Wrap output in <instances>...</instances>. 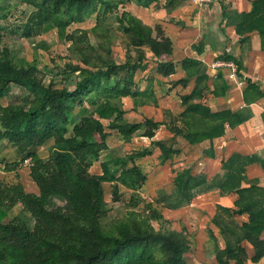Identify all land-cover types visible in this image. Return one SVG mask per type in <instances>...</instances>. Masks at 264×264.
<instances>
[{"label":"trees","instance_id":"16d2710c","mask_svg":"<svg viewBox=\"0 0 264 264\" xmlns=\"http://www.w3.org/2000/svg\"><path fill=\"white\" fill-rule=\"evenodd\" d=\"M19 1L34 7L24 25L27 31L34 26L55 28L58 38L69 42L67 52L73 54L65 55L62 66L53 62L52 69L40 67L36 58L16 59L7 47L0 48V98L7 95L11 85L20 91L5 104L0 103V141L7 140L20 156L5 163L2 170H16L30 159L28 176L37 188L27 191L23 181L0 177V264H189L184 257L192 250L187 237L181 231L153 225L152 221L168 223L159 209L145 203L140 212L129 209L121 217H111L103 183L112 184V198L118 201L121 187L133 190L136 183L146 179L137 159L157 147L160 162L169 160L176 152L173 137L154 140L162 124L173 136L182 135L189 144H197L221 136L225 124L232 128L244 122L243 111H212L201 102L207 89L215 97L224 96L227 85L217 74L210 89L205 65L186 57L180 62L184 76L173 82L185 87L194 78L190 92L180 95L183 110L169 124L151 117L138 123L127 122L122 119L124 97H131L134 108L154 97L150 89L138 91L134 85L135 71L144 66V49L155 58L158 73L168 76L175 72L171 60H162L172 54V43L160 26L150 27L129 11H119L127 3L147 7L153 0ZM98 12L114 15L120 38H127L123 62L113 57L108 27L99 24L90 30H66L72 23L98 16ZM232 15L240 42L257 32L264 51V0H252L249 12ZM222 57L234 60L237 75L241 76V62L226 54ZM46 76L50 77L48 84ZM52 76H60L64 85L57 87ZM68 81L72 82L70 87L65 86ZM247 82L243 100L249 106L264 97V92L250 80ZM106 129L116 130L124 141L144 136L151 140L150 147L120 156L108 154L100 163L101 173H92L90 167L109 149L106 140L110 133ZM50 139L48 154L42 157L35 148ZM254 160V156L233 153L222 162L223 173L210 179L183 168L172 178V191H162L157 197L162 207L175 209L209 190H218L220 195L236 193L234 208L216 205L211 218L224 246L221 248L208 230L215 258L210 264H244V241L253 248L252 261L264 256V188L256 184L242 186L246 165ZM139 200L133 191L127 206H135ZM17 206L20 214L9 217ZM242 214H247L248 220L240 223L235 217ZM28 218L32 225L27 223Z\"/></svg>","mask_w":264,"mask_h":264},{"label":"crops","instance_id":"0c3cea01","mask_svg":"<svg viewBox=\"0 0 264 264\" xmlns=\"http://www.w3.org/2000/svg\"><path fill=\"white\" fill-rule=\"evenodd\" d=\"M166 1L153 0L147 7L135 3H127L119 9V11H129L145 25L150 27L160 26L164 35L169 37L172 43V54L162 57V60H171L175 65V72L165 76L156 71L158 77H156L157 81H155L157 87L162 91V119H156L153 115V113H156L153 112L156 109L155 104L160 102V99L157 98L159 97L156 93L157 87L155 85L147 86L149 81L146 80H141L137 85V81L134 80L135 88L138 91L150 89L156 98H152V101L148 103L138 105L140 108L143 107L142 110L148 112L143 116V119L144 117H151L155 121L169 124V120L176 117L183 110L180 95L189 93L194 86V78L185 87H182L181 84L173 85L174 81L184 76L180 62L186 57L201 61L206 67L208 76L206 84L210 89L213 81L218 79L217 74L221 76L222 81L227 85L224 96L215 97L207 89L203 93L201 102L208 105L212 111H243L246 118L244 122L232 128L225 124V130L221 136L212 140H204L197 144H189L182 135L173 136L165 124L160 125L158 129L161 130L162 128V140L174 137V142L176 141L172 146L176 152L172 156L178 158L180 166L174 169V174L183 168H190L192 173H201L207 179H210L216 174L221 175L223 173L222 162L233 153H237L243 156L256 157V160L246 165L245 179L242 182V186L247 187L250 184H256L264 188V97L259 98L249 104V106L243 100V90L248 84L247 80L255 83L264 92V51L260 49V37L257 32L248 34V40L240 42V38L235 33L234 25L230 19L234 17L232 15L234 13L249 12L252 0H214L212 3L202 6L194 5L189 0H169V4H166ZM226 14H229V16H226ZM224 54L241 62V69L239 70L241 76L237 75V65L234 60L224 59L222 57ZM218 61L232 62L235 65V76L229 77L227 68L214 66ZM148 62L149 60L144 58V66L139 68L140 74L144 72L149 74L151 65ZM154 69L156 70V67ZM152 75L154 76L153 73ZM136 76L137 74H134V79ZM159 85L162 87H159ZM128 97L130 96L124 98ZM169 97L179 101L177 113H172V107L164 104V101L168 100ZM123 108L125 110L124 119L127 122L138 123L143 121V119L138 120L135 118L137 113L133 109L132 99L131 108L133 110L126 112L124 105ZM148 140L150 144L151 140ZM148 155H151V153ZM138 160H136V163L142 171ZM99 173L101 171L95 172V174ZM236 199V193L220 195L218 190H209L197 194L189 204L175 208L174 211H176L175 214L177 215L174 216L178 219V223L181 226H183V222L192 225L191 230L196 231L194 233L190 231V233L196 234V239L200 237L201 232H206L209 229L213 232L217 238L218 245L222 248L224 246L223 241L219 235L218 228L211 222V218L215 213L216 205L234 208ZM235 219L240 223L246 222L248 215H237ZM261 237L264 239V232H262ZM243 245L247 252V259L244 264H264V256L257 262L252 261L251 257L254 254L252 246L246 241L243 242ZM211 255L207 264L215 262L213 253ZM229 264H234V262L230 261Z\"/></svg>","mask_w":264,"mask_h":264},{"label":"rangeland","instance_id":"374dc122","mask_svg":"<svg viewBox=\"0 0 264 264\" xmlns=\"http://www.w3.org/2000/svg\"><path fill=\"white\" fill-rule=\"evenodd\" d=\"M96 8L99 10V6L97 4ZM34 12V7L23 3L19 0H0V48L7 47L13 56L16 59L25 58L31 61L33 58L38 59L39 66L42 67L46 65L47 67L52 68L53 62L56 65L62 66L64 57L67 53L73 54L72 51L67 52V47L69 46V42L61 41L57 34L55 28L45 29L44 27H33L30 31H27L25 28V24L27 22L28 17ZM97 14L91 15L86 18V20L80 23H72L67 27V31L70 32L75 28H83L90 30L93 27H99V24L102 26L108 27L111 32V47L113 52V57L118 62L124 61V51L123 46L124 42L128 41L127 38L121 39L120 32L116 29V24L114 23V15H104L102 12H98ZM110 25H109V23ZM100 26V27H102ZM106 28V29H108ZM93 38V37H92ZM123 38V37H122ZM145 51V59H148V64L151 65L149 68V74L144 72L140 74V69L136 73L137 76L134 79L137 81V85L141 82V80L149 81L148 85H155L157 87L156 81L158 77V73L154 69L156 67V61L152 56V54L144 49ZM147 55V56H146ZM14 58V60H15ZM52 59V60H51ZM146 67V66H145ZM53 69V68H52ZM56 69V68H55ZM154 74V76L152 75ZM148 75V76H146ZM50 77L46 76L45 84H48ZM52 79L55 81L57 87H62L64 85L60 80V76H52ZM156 80V81H155ZM72 82L68 81L65 86L70 87ZM140 86V85H139ZM138 87V86H137ZM142 87V86H141ZM159 87H162L159 85ZM19 87L16 85H11L10 90L8 91L6 96H2L0 98V103L5 104V102L13 95L18 94ZM160 99V102L156 105V112L154 118L162 119V91L157 87L156 92ZM155 98V97H153ZM149 101H152V98H146ZM123 105L126 109V112L132 111L133 109L136 111V119L142 120L143 116L147 114V111L142 110L140 107L131 108V98H123ZM147 102V103H148ZM164 104L168 107H172L171 112L177 113L179 101H176L169 97L168 100L164 101ZM127 107V108H126ZM174 115V114H173ZM124 119V116L122 117ZM134 120V119H129ZM106 124L107 121L103 120ZM110 134L107 138V143L109 145V149L105 152H102L101 157L98 161H95L93 165L90 167V171L92 173L100 172V163L102 160L110 156H120L124 155L130 151L137 150L141 147H150L149 140L145 137H132L129 141H124V139L117 134L115 130L106 129ZM156 136L154 140H162L163 131L157 130ZM95 139L98 140V136L95 135ZM171 139H174L171 138ZM133 140V141H132ZM132 141V142H131ZM173 142V141H172ZM176 142V141H175ZM173 142V144H175ZM52 143V140H48L44 145L35 148V151L40 154L42 157H45L48 154V146ZM177 144V143H176ZM178 145V144H177ZM160 151L156 147L152 148L151 155H146L143 158L138 160V163L141 166V169L145 175V181L142 183H136L134 185L135 189L128 190L124 187H121L119 192V200L114 201L111 194L112 184L105 182L103 184L104 190V199L111 206L112 210L110 212L111 217H121L123 214L127 212V210L135 209L136 211H142L145 208V203L152 204L153 207L159 209V211L163 214V217L167 224H162V221H152L153 225L156 228L162 227V225L166 228L175 229L177 231H181L189 240L190 246H192V251H189L185 254V259L189 264H207L208 260L211 258V254L214 255V246L213 241L210 238V234L208 232L209 229L205 232H201L200 237L196 239L197 235H193L190 233H194L196 230H191L192 225L183 222V226L178 223V219L175 218L174 215L176 211L174 209L170 210L168 208L162 207L161 200H157L160 192L165 191L170 193L172 191V178L174 176V169H177L179 165L178 158L172 156L170 160L162 164L160 162V157H158ZM19 154L16 152L15 148L11 143L7 140L0 141V177L2 179L9 180H20L23 181L25 185V189L27 191H37V188L34 182L28 176V163L21 165L18 169L9 171L8 173L3 171L2 168L5 163H10L19 159ZM189 160V159H188ZM135 191L136 195L140 198L137 205L127 206L129 205L128 199L131 193ZM185 206V205H184ZM16 214H20V207H15L10 213L9 217H12ZM27 223L32 225V220L30 218L27 219ZM205 230V229H203ZM208 252V253H207ZM209 258V259H208Z\"/></svg>","mask_w":264,"mask_h":264},{"label":"built area","instance_id":"2783aa9c","mask_svg":"<svg viewBox=\"0 0 264 264\" xmlns=\"http://www.w3.org/2000/svg\"><path fill=\"white\" fill-rule=\"evenodd\" d=\"M190 3L194 5H208L212 3L214 0H189ZM216 67L220 68H227L229 70L228 76L234 77L235 76V65L232 62L229 61H218L214 64ZM30 159H27L25 162L28 163Z\"/></svg>","mask_w":264,"mask_h":264}]
</instances>
